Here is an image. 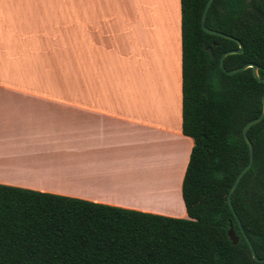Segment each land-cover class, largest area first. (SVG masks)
<instances>
[{"label":"crops","instance_id":"0c3cea01","mask_svg":"<svg viewBox=\"0 0 264 264\" xmlns=\"http://www.w3.org/2000/svg\"><path fill=\"white\" fill-rule=\"evenodd\" d=\"M89 5L0 0V184L188 218L181 0Z\"/></svg>","mask_w":264,"mask_h":264},{"label":"trees","instance_id":"16d2710c","mask_svg":"<svg viewBox=\"0 0 264 264\" xmlns=\"http://www.w3.org/2000/svg\"><path fill=\"white\" fill-rule=\"evenodd\" d=\"M208 0H181L182 129L194 140L183 179L188 218L170 217L85 199L0 184V264H264V82L251 67L227 74L221 55L230 38L201 24ZM206 25L244 44L224 59L227 69L252 62L264 77V0H213ZM237 237L235 242L230 232Z\"/></svg>","mask_w":264,"mask_h":264},{"label":"water","instance_id":"95a60500","mask_svg":"<svg viewBox=\"0 0 264 264\" xmlns=\"http://www.w3.org/2000/svg\"><path fill=\"white\" fill-rule=\"evenodd\" d=\"M213 0H208L206 5H205V8L203 10V13H202V18H201V24H202V27L203 29L210 33V34H214V35H219V36H223V37H227V38H230V39H233L235 40L239 47L237 49H230V50H227L225 51L221 57H220V67L223 71H225L227 74H234V73H237V72H240L242 70H245L249 67H251L253 69V74L254 76L261 82H264V77H261L259 75V69H260V66L256 63H252V62H248V63H245L244 65L240 66V67H237V68H234V69H227L224 65V59L227 55L229 54H234V53H242L244 51V44L241 42V40H239L238 38L230 35V34H227V33H224L222 31H218L216 29H212L210 27H208L206 25V16H207V12H208V9L211 5ZM262 99H263V110L261 112L260 115H258L257 117L253 118V119H250L245 125H244V128H243V135H244V138L245 140L247 141L248 145H249V150H250V159H249V162L243 167V169L238 173L234 183L232 184L230 190H229V193H228V196H227V200H228V203L231 207V209L234 211V213L236 214L235 212V209H234V205H233V202H232V198H231V195L233 193V191L235 190L236 186L238 185V183L240 182V180L242 179V177L244 176V174L251 168L252 164H253V161H254V146H253V143L251 141V139L249 138V135H248V130L249 128L261 121L263 118H264V93H263V96H262ZM237 215V214H236ZM237 220H238V224L241 228V231L252 251V255L254 257L255 260L259 261V262H264V257L263 258H260L257 253H256V250L253 246V243L251 242L249 236L247 235L244 227H243V224H242V221L240 220V218L237 216ZM230 236L231 238L236 242L237 241V237L235 236L234 232L231 231L230 232Z\"/></svg>","mask_w":264,"mask_h":264},{"label":"rangeland","instance_id":"374dc122","mask_svg":"<svg viewBox=\"0 0 264 264\" xmlns=\"http://www.w3.org/2000/svg\"><path fill=\"white\" fill-rule=\"evenodd\" d=\"M86 2H89L90 3L89 7L94 8V10H96L99 7L101 8L102 6L110 7V8L116 7V9H119L123 6V0H109V1L105 0L104 4H103L102 0L101 1H99V0H86Z\"/></svg>","mask_w":264,"mask_h":264}]
</instances>
